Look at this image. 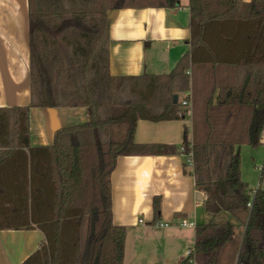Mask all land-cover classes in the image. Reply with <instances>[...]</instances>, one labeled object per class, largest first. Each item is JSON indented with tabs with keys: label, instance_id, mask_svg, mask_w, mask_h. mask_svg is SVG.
Returning <instances> with one entry per match:
<instances>
[{
	"label": "trees",
	"instance_id": "1",
	"mask_svg": "<svg viewBox=\"0 0 264 264\" xmlns=\"http://www.w3.org/2000/svg\"><path fill=\"white\" fill-rule=\"evenodd\" d=\"M179 6L28 0L31 101L0 107V230L37 227L45 234L22 264H123L126 228L112 212L118 159L178 153L189 134L205 211L233 218L197 224L193 262L222 264L233 246L235 264H264V162L252 196L236 151L264 144V0H190L191 50L170 73L110 72L111 10ZM188 90L192 107L183 109L174 97ZM32 107H85L88 120L58 129L52 145L33 147ZM189 110L192 127L182 145L135 141L139 120L185 119Z\"/></svg>",
	"mask_w": 264,
	"mask_h": 264
},
{
	"label": "crops",
	"instance_id": "2",
	"mask_svg": "<svg viewBox=\"0 0 264 264\" xmlns=\"http://www.w3.org/2000/svg\"><path fill=\"white\" fill-rule=\"evenodd\" d=\"M250 2L252 0H244ZM190 0L176 8L129 7L110 11V72L115 76L170 73L191 50ZM31 101V49L28 0H0V107L27 106ZM88 120L85 107H32L30 144H53L55 132ZM191 117L154 122L139 120L137 143L182 145ZM192 139L191 134L188 137ZM264 143V141H263ZM241 176L251 190L260 185L264 144L236 146ZM180 153L123 156L112 174L113 222L126 228L123 264H197L195 231L183 219L198 223L233 220L228 213L210 214L205 194ZM246 161V162H244ZM199 193L202 199H199ZM158 203L159 212L155 211ZM169 223L167 227L156 223ZM45 234L39 228L0 230V264H22L36 252ZM191 251V254L188 252ZM228 246L222 264H235Z\"/></svg>",
	"mask_w": 264,
	"mask_h": 264
},
{
	"label": "built area",
	"instance_id": "3",
	"mask_svg": "<svg viewBox=\"0 0 264 264\" xmlns=\"http://www.w3.org/2000/svg\"><path fill=\"white\" fill-rule=\"evenodd\" d=\"M187 74L191 75L192 74L191 70L187 71ZM185 94H186L185 97L181 100L182 106H183V108L191 109V107H192V91L188 90L185 92ZM188 116L191 117V111L190 110H189ZM191 140H189V146L188 147L183 145L179 148V151L184 156V158L186 160L185 161L186 166L189 169H191L193 172V169H194V152H193V145L191 143ZM262 141H264V131H263V135H262ZM250 194L253 196L255 194V190L250 191ZM249 205H251V204H249ZM156 225L160 226V227H164V226L167 227L170 224L157 222ZM180 225L182 227L196 228L197 222L195 220L183 219L180 222ZM188 254H191V251H189Z\"/></svg>",
	"mask_w": 264,
	"mask_h": 264
},
{
	"label": "rangeland",
	"instance_id": "4",
	"mask_svg": "<svg viewBox=\"0 0 264 264\" xmlns=\"http://www.w3.org/2000/svg\"><path fill=\"white\" fill-rule=\"evenodd\" d=\"M185 95H186L185 92L179 94V96H180V102L185 97ZM183 109H185V108H183ZM189 119H190V117L187 116V121H189ZM191 127H192V124H191ZM123 136H124V133H120V138H122ZM244 162H246V161H244ZM260 176H261V169H260L259 174H258V180H260Z\"/></svg>",
	"mask_w": 264,
	"mask_h": 264
},
{
	"label": "water",
	"instance_id": "5",
	"mask_svg": "<svg viewBox=\"0 0 264 264\" xmlns=\"http://www.w3.org/2000/svg\"><path fill=\"white\" fill-rule=\"evenodd\" d=\"M175 101L178 102L179 100V95L176 94L175 97H174ZM199 199H202V195L199 193Z\"/></svg>",
	"mask_w": 264,
	"mask_h": 264
}]
</instances>
